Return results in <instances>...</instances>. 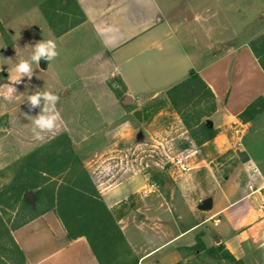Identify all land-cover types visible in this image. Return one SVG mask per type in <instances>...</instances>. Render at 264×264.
<instances>
[{
    "label": "rangeland",
    "instance_id": "374dc122",
    "mask_svg": "<svg viewBox=\"0 0 264 264\" xmlns=\"http://www.w3.org/2000/svg\"><path fill=\"white\" fill-rule=\"evenodd\" d=\"M57 1L0 0V67L3 69L0 78H5L6 84L17 76L15 66L20 60L30 59L35 43L53 40L59 53L47 62L45 69L40 67L44 59L39 65L33 63V76L22 77L14 85L17 91L11 98H5L7 89L0 88V264H21L13 244V232L32 215L49 208L59 215L71 235L91 234L103 263L135 264L141 255L160 246L168 236L149 228H132L128 231L129 246L117 234L119 215L107 209L100 192L118 187L135 172L144 177L143 186L133 181L128 192H135L139 186L137 192H143L150 183L157 184L153 192H170V185L165 183L186 184L191 175L204 181L213 173L228 177V181L222 178L217 183V189L231 192L234 185L244 182V171L237 164L241 156L238 149L250 147L264 169V123L254 122L242 135L238 149L235 147L233 152L209 163L219 150L218 144L230 147L236 141L229 134L200 147V153H196V137L204 134L203 125L213 118L214 126L219 127L218 115L212 117L217 102L210 91L200 84L186 86L175 93L176 108L166 94L168 90L148 101L126 102L121 98L114 102L112 95L116 91L122 94L123 86L116 84L115 79H107V83L101 80L99 75L106 69L93 59L91 51L84 50L88 42L83 31L72 32L70 37L59 36L68 22H58L60 2L58 12L52 8ZM219 1L212 10L221 19L214 22L219 27L211 39L219 45L213 52L221 44L247 42L250 46L264 34V0H221L220 6ZM88 58H92L90 62ZM37 89L50 90L60 97L56 104L60 119L40 139L33 135L32 117H25V114L35 117L41 111L30 110L27 101ZM131 109H135L136 116L124 113ZM135 128L129 139H121L127 130ZM109 141L113 143L108 144ZM68 150L74 157L67 155ZM195 156L199 159L194 161ZM178 157L186 160L188 171L180 170L173 162ZM30 183L35 187L20 189ZM245 185L248 187V180ZM244 186L240 184L238 192L244 191ZM24 195L32 201L31 206L25 205ZM217 201L224 203L219 197ZM136 202L137 207L142 204L140 199ZM130 204L129 201L123 206L135 213ZM185 216L180 221V230L190 220L187 213ZM203 235L201 229L190 234L196 238L195 244L201 246L197 253L190 254L188 247H181L186 258L192 257L186 264H231L223 255L212 254L211 249L216 246L214 238L203 239ZM198 237L202 243H198ZM186 240L180 241V245ZM175 245L154 250L143 264L176 261L181 254L174 250Z\"/></svg>",
    "mask_w": 264,
    "mask_h": 264
},
{
    "label": "crops",
    "instance_id": "0c3cea01",
    "mask_svg": "<svg viewBox=\"0 0 264 264\" xmlns=\"http://www.w3.org/2000/svg\"><path fill=\"white\" fill-rule=\"evenodd\" d=\"M215 4L217 0H58L52 8L60 13L59 23L68 22L59 36L70 37L72 32L83 31L88 42L84 50L91 51L93 59L106 69L99 75L101 80L107 83V79H115L116 84L123 86L122 94L116 91L112 95L114 102L121 98L126 102L152 100L186 79L191 71L198 73L216 99L217 111L212 117L218 115L219 127L214 126L212 118L213 126L209 127L215 135L198 145L196 153H200V147L226 135L236 138L230 147L218 144L219 150L211 163L233 152L235 147L238 149L237 142L240 140L242 145V135L254 122L264 123V111L248 121L239 118L253 101L264 98V70L247 42L221 44L213 52L219 45L211 39L219 27L214 22L221 21L217 11L212 13ZM65 51L69 52L68 48ZM135 109L124 113L136 116ZM236 128L242 131L240 139L235 134ZM135 132L136 128L127 130L121 139H129ZM238 150L241 156L237 164L244 171V182L234 185L231 192L217 189V183L222 178L228 181V177L213 173L204 181L195 175L186 184L170 181V192L143 196L137 191L145 179L136 172L118 187L100 192L107 209L119 215V229L129 246L128 231L132 228H149L168 236L160 246L141 255L135 264H143L154 250L175 243L174 250L181 258L169 264L181 260L186 263L192 257L186 258L181 247L195 245L196 238L190 234L197 229L204 233L203 239L213 236L215 245H224L244 264H264V169L250 147ZM133 181L140 186L135 192H128ZM240 184L245 185L242 192H238ZM218 197L224 203L217 204ZM138 199L143 206L135 205ZM129 201L137 215L124 207ZM203 202L208 209H200ZM186 213L190 220L180 230V221ZM13 238L24 253L25 264H105L89 239L85 235L71 237L53 210L17 227ZM184 239L187 240L181 246L179 242Z\"/></svg>",
    "mask_w": 264,
    "mask_h": 264
},
{
    "label": "trees",
    "instance_id": "16d2710c",
    "mask_svg": "<svg viewBox=\"0 0 264 264\" xmlns=\"http://www.w3.org/2000/svg\"><path fill=\"white\" fill-rule=\"evenodd\" d=\"M250 48L253 52V54L255 55V57L258 59L262 69L264 70V34L262 36H260L256 41L252 42L250 44ZM193 84H200L202 85L204 88L208 89L212 95V97H214L213 93L211 92V90L209 89V87L205 84V82L202 80V78L200 77V75L198 73H196L195 71H191L189 76L184 79L183 81H181L180 83L172 86L170 89H168L167 91V96L170 99V101H172V105L174 106V108L178 107L177 101H176V97H175V93L182 90L184 87L186 86H190ZM264 111V98L263 97H259L258 99H256L255 101H253L240 115L239 118L242 121H248L253 119L254 117H256L258 114H260L261 112ZM183 120H185V122L187 123V125L191 126L190 122L186 119V117L183 118ZM199 121H197L196 123H198ZM203 130H204V134L200 135L198 137H196L197 140V144L200 145L202 143H204L205 141L211 139L214 135H215V131L213 128H210L209 125L207 123H205L203 125ZM195 137V136H194ZM67 155L71 157V155L73 156L74 153L71 150H68ZM74 157V156H73ZM77 157V156H76ZM165 183V182H163ZM28 187H35L34 184L30 183V184H25L22 185V187H20L21 190L25 191L28 190ZM40 191V190H37ZM24 201H25V205L31 206L32 205V201L26 196L24 195L23 197ZM50 210L49 209H45L42 210L41 212H38L34 215H32V217L29 218L32 219L34 217H37L38 215L46 212ZM28 219L26 221H24L22 224H24L25 222L29 221ZM21 224V225H22ZM69 232V231H68ZM118 236H120L121 238L123 237V235L121 234V231H117ZM69 235L71 237H77V236H73L70 234ZM81 235H85L89 241L91 242V245L94 249V251L96 253H98L97 251V247L96 245L93 243L92 239H91V234L90 233H82ZM201 237H198L197 241L199 243L201 242ZM13 244L17 249V253L19 255V260L21 262V264H25V256L24 253L22 252V250L19 248V246L17 245V243L15 242L14 238H13ZM200 245L198 246V244H195L191 247H188L187 250L189 251L190 254H195L199 251L200 249ZM212 254H218V255H223L224 258H226L231 264H244V262L242 260L236 259L226 248L224 245L222 244H218L216 245L214 248L211 249ZM174 264H186L183 260L178 261Z\"/></svg>",
    "mask_w": 264,
    "mask_h": 264
},
{
    "label": "clouds",
    "instance_id": "9594fccd",
    "mask_svg": "<svg viewBox=\"0 0 264 264\" xmlns=\"http://www.w3.org/2000/svg\"><path fill=\"white\" fill-rule=\"evenodd\" d=\"M32 47L33 54L30 59H21L15 66L17 76L10 80V84L0 86V88L7 89V95L5 98H11V96L16 93L17 90L14 85L20 83L22 77H28L31 79L33 76V63L39 65L41 59L51 62L59 54L56 42L53 40H42L35 43ZM2 70V67H0V71ZM59 99L60 97L50 90L41 91L38 89L27 97L30 110L35 108L41 109L40 113L35 117L25 114L26 118L32 117V132L37 139L42 138L43 132L51 131L60 119V115L56 111V104Z\"/></svg>",
    "mask_w": 264,
    "mask_h": 264
},
{
    "label": "built area",
    "instance_id": "2783aa9c",
    "mask_svg": "<svg viewBox=\"0 0 264 264\" xmlns=\"http://www.w3.org/2000/svg\"><path fill=\"white\" fill-rule=\"evenodd\" d=\"M241 133H242V131L240 129H235V134L237 135L238 139L241 138ZM239 144H240V140L237 142V145H239ZM173 162H175V164H177L179 169L182 171H188L190 169L188 163L182 157L176 158ZM156 186H157L156 183H150L149 185H147L143 189V192H142L143 196H146L149 193L153 192Z\"/></svg>",
    "mask_w": 264,
    "mask_h": 264
},
{
    "label": "water",
    "instance_id": "95a60500",
    "mask_svg": "<svg viewBox=\"0 0 264 264\" xmlns=\"http://www.w3.org/2000/svg\"><path fill=\"white\" fill-rule=\"evenodd\" d=\"M47 62H48V61H46V60L41 61V62H40V67H41L42 69H45L46 66H47ZM4 76H6V74H4ZM6 83H7V80H6L5 78H0V86L4 85V84H6ZM128 102H129V101H128ZM207 123L209 124L210 127L213 126V122H212L211 120L207 121ZM168 184H169V183H166L165 186L168 185ZM200 209H203V210L208 209L207 204H206L205 202H203V203L201 204V206H200Z\"/></svg>",
    "mask_w": 264,
    "mask_h": 264
}]
</instances>
